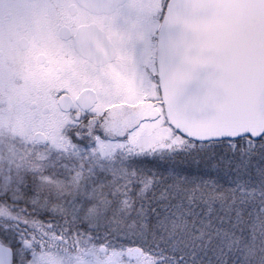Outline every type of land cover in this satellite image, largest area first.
I'll use <instances>...</instances> for the list:
<instances>
[{
	"label": "snow or ice",
	"instance_id": "1",
	"mask_svg": "<svg viewBox=\"0 0 264 264\" xmlns=\"http://www.w3.org/2000/svg\"><path fill=\"white\" fill-rule=\"evenodd\" d=\"M41 4L95 36V101L68 110L63 152L0 187V264L85 244L108 264H264V0ZM68 178L85 196L54 213L40 187Z\"/></svg>",
	"mask_w": 264,
	"mask_h": 264
},
{
	"label": "rangeland",
	"instance_id": "2",
	"mask_svg": "<svg viewBox=\"0 0 264 264\" xmlns=\"http://www.w3.org/2000/svg\"><path fill=\"white\" fill-rule=\"evenodd\" d=\"M12 63L17 64L13 61ZM24 69L20 66V70ZM18 66L0 67V183L8 187L10 177L17 170L18 161L34 167L37 162L47 164V157L64 151L67 138L63 135L67 125L72 123L69 112L59 108V101L53 98L55 93H76L86 84L78 82L69 84L65 79H58L56 84L21 83V80L7 78ZM24 70H22L23 72ZM24 77V75H23ZM50 86V87H48ZM66 90V91H65ZM44 108H48L45 112ZM36 134L45 137L44 142L35 140ZM43 158V160H42ZM33 170V171H34ZM74 171H80L75 169ZM9 173H12L9 176ZM85 174H81L83 181ZM1 187V186H0ZM41 193L50 196L49 210L59 214L65 199L75 200L85 196L82 182L72 178L51 183H43ZM90 199V197H87ZM102 209L93 202L84 210L87 219H94ZM7 209L0 206V214ZM36 264H40L39 257ZM64 264H108L107 257L99 248L87 244L78 247L67 255Z\"/></svg>",
	"mask_w": 264,
	"mask_h": 264
},
{
	"label": "flooded vegetation",
	"instance_id": "3",
	"mask_svg": "<svg viewBox=\"0 0 264 264\" xmlns=\"http://www.w3.org/2000/svg\"><path fill=\"white\" fill-rule=\"evenodd\" d=\"M0 4L3 5L0 67L18 66V71H12L7 78L48 85L56 84L58 79H65L69 84L84 83L86 85L74 94L52 91L57 103L68 96L72 108L83 111L78 100L95 78L94 61L99 47L95 36L75 28L69 31L64 22L57 19L61 10L44 13L41 0H0ZM112 72L119 77L115 69Z\"/></svg>",
	"mask_w": 264,
	"mask_h": 264
},
{
	"label": "water",
	"instance_id": "4",
	"mask_svg": "<svg viewBox=\"0 0 264 264\" xmlns=\"http://www.w3.org/2000/svg\"><path fill=\"white\" fill-rule=\"evenodd\" d=\"M78 101L83 108H86L90 107L94 103L95 98L91 94H88V91H85ZM59 108L63 111H68L70 108H72V102L68 96H64L60 99ZM46 111L47 109H45V112ZM35 140H37L38 142H44L45 137L42 134H36Z\"/></svg>",
	"mask_w": 264,
	"mask_h": 264
},
{
	"label": "trees",
	"instance_id": "5",
	"mask_svg": "<svg viewBox=\"0 0 264 264\" xmlns=\"http://www.w3.org/2000/svg\"><path fill=\"white\" fill-rule=\"evenodd\" d=\"M17 167V166H16ZM32 166H30V165H27V163L26 164H24L23 163V166H22V168H21V170H23V169H27L28 171H33L34 170V168H31ZM16 172H17V170L14 172V174H13V176L12 177H10V180H11V182L10 183H12L13 181H15L16 180ZM0 186L2 187L3 186V184H1L0 183Z\"/></svg>",
	"mask_w": 264,
	"mask_h": 264
}]
</instances>
